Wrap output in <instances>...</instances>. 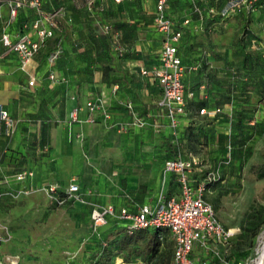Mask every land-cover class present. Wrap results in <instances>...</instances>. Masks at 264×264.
Instances as JSON below:
<instances>
[{"label": "crops", "instance_id": "0c3cea01", "mask_svg": "<svg viewBox=\"0 0 264 264\" xmlns=\"http://www.w3.org/2000/svg\"><path fill=\"white\" fill-rule=\"evenodd\" d=\"M174 1L168 0L167 13L174 27L182 31L178 49L186 66L182 80L188 93L185 114L175 129L169 126L159 104L160 88L153 74L164 39L154 24L155 0L152 17L155 36H146L143 29L125 36L123 46L120 44L122 52L118 54L110 49L108 42L106 61L97 63L93 70L81 67L83 60H77L75 51L65 55V5L54 36L22 70L17 55L5 53L0 44V105L15 120L10 136L0 134V224L6 225L12 235L11 240L0 243V264H39L32 236L37 221L57 206L42 190L47 185L56 184L63 193L69 183L78 184L80 199L69 204L78 211L77 216L84 208L90 216L93 206L108 204L116 212L125 208L135 213L143 204L155 206L161 198L180 197L181 186L176 175L164 172L167 159L182 156L198 160V154L191 152L193 148L206 147L214 136L218 138L227 133L223 129L226 123L223 112L230 105L226 99L230 90L225 73L231 54L226 48L228 41L223 39L226 18L220 11L225 4L199 0L198 11L192 12L189 0H183L191 5L189 11L180 1ZM53 4V0H48L44 10L53 9ZM31 14L32 10L21 9L16 22L20 29L5 31L12 38L31 32L36 39L30 26L34 18ZM186 19L188 22L184 23ZM122 34L123 30L117 28V36L121 38ZM58 42L59 58L50 64L48 54ZM51 71L61 79H50L47 75ZM32 76L36 82L29 88L27 81ZM97 96L104 99L110 110L111 122L132 121L134 113L146 125L126 131L108 128L100 113L96 114L94 123L69 119L72 109L82 107L88 98ZM127 101L132 103V111L125 106ZM202 107L220 108V111L214 116L200 114ZM85 115V110L78 113L79 119ZM197 170L199 165L189 174L193 187L198 185ZM19 174L24 177L17 179ZM107 222L94 235L101 245L108 238L116 251L126 223L112 216ZM149 229L158 231L162 254L159 258L163 257L152 264H171L174 250L171 234L164 229ZM208 245L209 248H204L195 244L192 258L212 264L214 251L226 257L230 254L227 251L233 249L220 243ZM102 248L103 245L97 256ZM122 255V252L116 254L113 264H149L138 256L125 260ZM47 264H65V261L55 262L52 257Z\"/></svg>", "mask_w": 264, "mask_h": 264}, {"label": "rangeland", "instance_id": "374dc122", "mask_svg": "<svg viewBox=\"0 0 264 264\" xmlns=\"http://www.w3.org/2000/svg\"><path fill=\"white\" fill-rule=\"evenodd\" d=\"M53 1V9L65 5V55L75 51L79 57L77 60H83L81 67L86 69H96L97 63L106 61L108 42L110 49L118 54L122 52L120 44L123 46L125 36L140 29L145 30L150 38L155 36L154 0H95L91 8L87 7L85 0ZM179 1L190 10L191 5L183 0L174 3ZM214 1L215 5H226L230 0ZM244 9L243 5L240 12ZM191 10L194 12L192 7ZM0 12V34L7 29H20L16 24L18 16L7 25L8 9L5 5L0 6ZM240 12L223 16L226 18L223 39L228 41L226 48L231 54L225 78L233 95L228 102L229 108L223 112L226 118L223 129L227 133L218 138L214 136L206 147H195L191 152L199 156L197 161L200 164L197 165L200 170H197L196 178L198 184L205 183L204 198L213 205L221 223L239 228L233 249L227 251L230 261L254 264L252 252L258 250L260 233L264 230V179H256L257 171L264 168V0H253V10L250 11V32L243 38L249 55L246 67L242 66L244 52L238 39L241 35ZM31 15L35 16V13L32 11ZM105 25L109 26L107 31ZM117 28L123 30L121 38L117 36ZM19 68H22L20 64ZM236 137L238 144L234 145L232 141ZM62 194L64 203L57 204L47 216L37 221L31 242L37 247L35 257L39 264L49 263L52 257L55 262L65 261V264H92L91 259L102 247L101 241L94 235L88 211L84 208L77 216L78 211L69 205L80 199L79 194ZM122 221L130 223L129 220ZM157 260H163V257Z\"/></svg>", "mask_w": 264, "mask_h": 264}, {"label": "built area", "instance_id": "2783aa9c", "mask_svg": "<svg viewBox=\"0 0 264 264\" xmlns=\"http://www.w3.org/2000/svg\"><path fill=\"white\" fill-rule=\"evenodd\" d=\"M48 0H0V6L5 5L8 9L7 25L18 15L21 9H29L35 13L30 24L36 33V39L32 38L31 32L18 35L15 38L7 31L0 34V44L4 47L5 53L13 52L17 55L20 65L25 68L39 52L45 42L54 36V29L59 20L63 17L64 7L62 5L55 9L44 10V5ZM75 1V0H72ZM88 8H91L95 0H85ZM120 2L122 0H114ZM193 9L198 11L197 2L199 0H189ZM168 0H155L154 24L156 28L164 34L161 50L159 53V64L154 68L153 74L160 88L159 104L163 107L169 121V126L175 129L179 119L185 114V97L188 93L183 83V75L186 66L182 62L179 54L178 42L182 36L181 28L174 27L172 19L167 13ZM247 11L253 10V0H230L220 11L226 16L231 12H239L241 7ZM211 12H215L213 8ZM1 18V12H0ZM188 19L184 21L187 23ZM26 26V25H25ZM109 29L105 25V31ZM60 55L59 42L48 54L50 64L57 61ZM49 78L59 80L54 71H51ZM36 82L35 77H30L27 87L31 88ZM125 106L132 111V103L127 101ZM85 110L86 115L79 119V111ZM220 108L199 109L200 114L210 116L216 115ZM100 113L102 120L108 128L116 127L117 130L126 131L132 127H143L146 122L141 117L133 113V120L129 122H111V112L107 108L102 97L88 98L82 107H75L69 113L72 121H84L94 123L97 121L96 114ZM15 129V120L10 113L0 105V134L10 136ZM195 157L183 158L178 156L167 159L164 165L165 173H174L181 186V195L178 198H161L158 204L150 206L143 204L135 213L129 212L125 208L115 211L113 205L93 206L90 212V219L93 229L105 225L108 217L129 220L125 229L132 233L134 230L153 227L167 230L174 241L173 264H208L206 260L195 261L192 253L195 244L204 248H209L208 243H220L227 248L232 246L233 238L238 234L239 228L226 227L217 217L214 207L208 202L203 192L205 183H199L196 187L190 184L189 174L197 165ZM23 174H19L17 179H22ZM78 184L71 182L65 189L64 194L70 196L78 195ZM47 196L56 204L64 203L65 197L59 192L56 184H49L44 187ZM12 235L8 227L0 224V243L11 240ZM214 255L219 257L224 264L229 261L218 251Z\"/></svg>", "mask_w": 264, "mask_h": 264}, {"label": "trees", "instance_id": "16d2710c", "mask_svg": "<svg viewBox=\"0 0 264 264\" xmlns=\"http://www.w3.org/2000/svg\"><path fill=\"white\" fill-rule=\"evenodd\" d=\"M240 12V11H239ZM239 16V24L241 27V35L238 37L239 39V45L241 46L244 55L242 59V66L244 65L246 67L247 61H248V53L246 51L245 44L243 42V38L246 34L250 32L249 28V22H250V12L244 9L240 13H238ZM111 58V57H110ZM262 76V75H261ZM260 80H263L262 78ZM230 94L226 97V99L231 100L232 99V88L229 87ZM237 110L240 109V107H236ZM186 111V108H185ZM206 136V134H203ZM196 136V135H194ZM230 137V136H229ZM238 137L234 138L232 143L234 145L238 144ZM175 153V152H174ZM256 179H264V168H260L256 173ZM262 197L264 198V186L262 188ZM213 206V205H212ZM264 224V219H263ZM161 230V229H156ZM122 234L120 239L117 241V244L115 248H117L116 251L113 250V243L107 238L104 239L102 245L103 248L98 256H96L92 260V264H113L112 258L118 254L119 252H122V256L125 260H131L132 257L138 256L141 258L142 261L152 264L153 261L159 259V257L162 255L160 253V238L158 235V231H151L149 228H143V229H137L134 230L132 233H129L125 227L121 229ZM165 234V233H164ZM163 234V235H164ZM255 235V234H254ZM239 237V234L236 235L235 239ZM109 241V242H108ZM235 240L232 242V246L235 245ZM258 252L254 251L252 252V257L255 258L257 256ZM173 255V254H172ZM230 264H236L239 261L236 260L234 262H231V256L225 257ZM211 263L212 264H224L221 262L220 258L217 256L211 257ZM173 264V256H172V263Z\"/></svg>", "mask_w": 264, "mask_h": 264}, {"label": "water", "instance_id": "95a60500", "mask_svg": "<svg viewBox=\"0 0 264 264\" xmlns=\"http://www.w3.org/2000/svg\"><path fill=\"white\" fill-rule=\"evenodd\" d=\"M260 245L258 247V254L255 257L254 264H264V230L260 233Z\"/></svg>", "mask_w": 264, "mask_h": 264}]
</instances>
